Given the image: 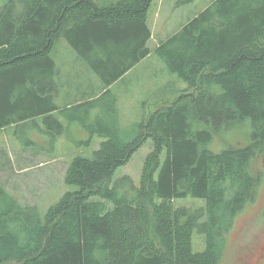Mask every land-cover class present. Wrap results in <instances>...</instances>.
Wrapping results in <instances>:
<instances>
[{
  "label": "trees",
  "instance_id": "obj_1",
  "mask_svg": "<svg viewBox=\"0 0 264 264\" xmlns=\"http://www.w3.org/2000/svg\"><path fill=\"white\" fill-rule=\"evenodd\" d=\"M151 2L0 4V129L36 118L64 128L52 117L60 109L51 55L65 39L102 87L60 113L103 137L90 155L70 160L72 189L43 216L0 181V264H219L226 233L260 183L250 166L264 148V0H213L166 37L153 53L187 86L123 140L115 109L104 107L106 120L90 109L150 54ZM243 123L247 144L210 147L214 134ZM147 139L138 184L116 177ZM189 197L201 203L176 205ZM194 230L203 249H192Z\"/></svg>",
  "mask_w": 264,
  "mask_h": 264
},
{
  "label": "rangeland",
  "instance_id": "obj_2",
  "mask_svg": "<svg viewBox=\"0 0 264 264\" xmlns=\"http://www.w3.org/2000/svg\"><path fill=\"white\" fill-rule=\"evenodd\" d=\"M212 1L152 0L147 12L148 23L159 25L166 17L171 22L158 36L153 34L152 40L148 41L149 56L134 65L110 85L108 93L97 99L98 106L91 108H97L92 111V116L98 115L106 120L104 107L115 109L119 133L126 140L137 133L138 123L143 117L178 95V90L187 84L170 72L161 58L153 53L156 39L165 40L178 25L184 24ZM2 2L0 0V4ZM76 54L65 39L58 40L52 50L57 72L51 95L58 106L66 101L87 98L101 90L102 82L98 75ZM84 109L89 110V106ZM43 119L27 120L0 129V181L20 203L35 206L41 216L66 190L72 189L73 185L65 180L70 160L77 154L90 155L103 140L102 136L91 135L87 128L69 122L67 118L63 120L64 128L60 132H57V124L43 122ZM249 130L245 123L230 127L214 134L210 147L219 150L227 144L243 146L248 143ZM151 144V139L141 144L128 162L114 172L115 176H129L138 184L143 160L151 150ZM251 164L252 171L260 174V183L252 200L243 206L226 233L219 264H264V148L255 153ZM175 203L199 205L201 202L189 197L175 200ZM191 236L192 249H203V236L195 230Z\"/></svg>",
  "mask_w": 264,
  "mask_h": 264
},
{
  "label": "crops",
  "instance_id": "obj_3",
  "mask_svg": "<svg viewBox=\"0 0 264 264\" xmlns=\"http://www.w3.org/2000/svg\"><path fill=\"white\" fill-rule=\"evenodd\" d=\"M162 1V0H161ZM151 6V5H150ZM205 8V7H204ZM204 8H202V9H204ZM159 10V9H158ZM157 10V11H158ZM148 12H149V10H148ZM148 16H149V14H148ZM188 21V20H187ZM186 21V22H187ZM171 21H169V17H166L162 22H161V24H159V25H157L156 24V22H153L152 23V25H150L149 23H148V17H147V23H148V25L147 26H149V28H150V31H151V36H150V38L148 39L149 41L150 40H152V38H153V34H155V35H159V33L160 32H162L163 30H165V28L167 27V25L170 23ZM186 22H184V24L186 23ZM157 25V26H156ZM182 26V24H180V25H178V27L176 28V30H174V32L175 31H177L178 30V28H180ZM174 32H172V33H174ZM171 33V34H172ZM170 34V35H171ZM166 37H169V35H167ZM166 39V38H165ZM162 42V40L161 39H156V47L157 46H159L160 45V43ZM149 56V55H148ZM148 56H146V57H148ZM145 57V58H146ZM144 58V59H145ZM143 60V59H142ZM141 61V60H140ZM139 61V62H140ZM138 62V63H139ZM137 63V64H138ZM136 65V64H135ZM56 67H57V65H56ZM132 67H134V65L132 66ZM125 75V74H124ZM123 75V76H124ZM82 99H76V100H73V101H66V102H64L63 104H62V106H58L59 108L58 109H60L59 110V113L58 114H55L54 116H52L55 120H56V122L57 121H59V122H63V120H65L66 119V116L65 115H63L62 113H60V111L63 109V108H65V107H69L70 106V104L71 103H75V102H78V101H81ZM55 102V101H54ZM56 103V102H55ZM97 109V108H96ZM96 109H91L90 110V115H91V117H95V116H92V115H94V114H92V111L93 110H96ZM69 122H76V123H78V121H76V120H73V121H69ZM45 128V127H44ZM50 131V130H49ZM54 140V139H53Z\"/></svg>",
  "mask_w": 264,
  "mask_h": 264
}]
</instances>
